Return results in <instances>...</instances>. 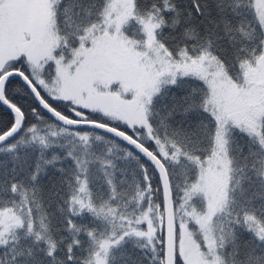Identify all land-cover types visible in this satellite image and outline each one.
<instances>
[{"label":"snow or ice","instance_id":"1","mask_svg":"<svg viewBox=\"0 0 264 264\" xmlns=\"http://www.w3.org/2000/svg\"><path fill=\"white\" fill-rule=\"evenodd\" d=\"M0 264H264V0H0Z\"/></svg>","mask_w":264,"mask_h":264}]
</instances>
